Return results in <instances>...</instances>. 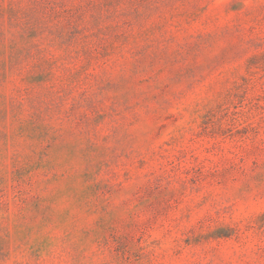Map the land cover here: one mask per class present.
<instances>
[{
  "label": "rangeland",
  "instance_id": "1",
  "mask_svg": "<svg viewBox=\"0 0 264 264\" xmlns=\"http://www.w3.org/2000/svg\"><path fill=\"white\" fill-rule=\"evenodd\" d=\"M0 264H264V0H0Z\"/></svg>",
  "mask_w": 264,
  "mask_h": 264
}]
</instances>
